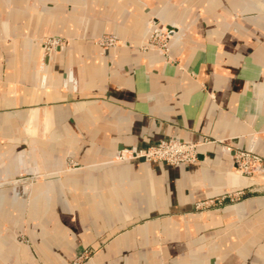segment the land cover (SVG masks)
Segmentation results:
<instances>
[{
	"label": "crops",
	"instance_id": "0c3cea01",
	"mask_svg": "<svg viewBox=\"0 0 264 264\" xmlns=\"http://www.w3.org/2000/svg\"><path fill=\"white\" fill-rule=\"evenodd\" d=\"M205 137L187 167L112 160ZM235 149L264 159V0H0V264H264V195L192 210L264 182Z\"/></svg>",
	"mask_w": 264,
	"mask_h": 264
},
{
	"label": "rangeland",
	"instance_id": "374dc122",
	"mask_svg": "<svg viewBox=\"0 0 264 264\" xmlns=\"http://www.w3.org/2000/svg\"><path fill=\"white\" fill-rule=\"evenodd\" d=\"M153 27H158V29H160L162 31L161 32L155 31L153 34L149 31L147 37L145 38L142 45L140 46V49L141 50H151L148 47L143 45L145 42H148L149 44H153L157 48H161L163 51V54L152 49L153 51L158 52L165 59H167V58L172 59L171 60L172 64H174V63L178 64L177 60L170 56L169 40H168V37L166 35V32L163 29H161L159 26H152L151 28H153ZM151 31H153V29ZM54 37H58L61 40V42L63 43V47L66 46L69 42L66 37L47 35L41 39V47H42V44L45 43V41H49V39H50V41H52L51 39ZM93 41L97 45H99L102 48V50H107V49H104V47L110 48V47L117 46V45L123 43L116 35H113V34L99 35V36L95 37L93 39ZM98 42H100L101 45ZM166 43L168 45L167 46L168 50L165 49L164 44H166ZM44 53L47 54L48 51L46 53V51H43V49H42V58H43ZM22 131H24V133H26V131L24 129H22ZM210 139H212V138H206L205 137L201 141L187 142V143L206 142ZM164 140H168V139H164ZM164 140H160L158 143H160L161 141H164ZM212 140H213V142H220V140H214V139H212ZM209 143H211V142H209ZM157 144H155V145H157ZM204 144H207V143H204ZM155 145L147 146L146 149H149ZM201 145H203V144H201ZM201 145H199L196 149L197 154H196L195 161L197 160L198 148ZM247 155H249V156H247ZM112 160L116 161V162L129 161V160H118L117 158H114V157ZM195 161H193L192 163L184 164V165H171V166L187 167V166L193 164ZM158 162H162V163H165L167 165H170L169 163H167L166 161H163V160H157V161H154L152 163H158ZM263 166H264V159L261 158L259 155H257L255 152H253L251 149H247V150L235 149V150H233V166H232V169L234 171H236L238 174H240L242 176H251L255 173L264 174ZM38 177H40V176H37V175L36 176H30L29 179L31 181L33 179H37ZM18 180L20 183L21 179H18ZM8 182H13V181L9 180ZM5 183L6 182L2 181L0 183V185H3ZM256 195H264V182L260 183V184H257V183L253 184L252 186H249L247 188H244V189H241V190H238L235 192H230V193H227L224 195L215 196L213 198H208V199L196 201L192 205V210L195 212L208 211V210H211L214 208H219V207L223 206L224 204H227V203L232 204V203H235L241 199L247 198L249 196H256ZM21 240L26 241V238L24 236H21ZM97 252H98L97 248L84 247V248L80 249L70 260H68L66 262V264H86L89 260H91L94 257V255Z\"/></svg>",
	"mask_w": 264,
	"mask_h": 264
},
{
	"label": "built area",
	"instance_id": "2783aa9c",
	"mask_svg": "<svg viewBox=\"0 0 264 264\" xmlns=\"http://www.w3.org/2000/svg\"><path fill=\"white\" fill-rule=\"evenodd\" d=\"M152 29L153 31H151ZM155 31L161 32L162 30L158 29V27H153L150 29V32L152 34ZM51 40L52 41H50L49 39V41H45V43L42 44L43 51H46V53L48 51L47 54L44 53L43 59L47 58V56L52 54L53 52H58L63 47V43L58 37H54ZM98 43L101 45L100 42ZM143 45L151 50L153 49L163 54L162 49L155 47L153 44H149L148 42H145ZM164 45H165V49L168 50L167 43ZM104 49L107 48L104 47ZM164 60L166 63L172 64L171 61L172 59L164 58ZM209 142H213V140L210 139L206 142L187 143L177 138H170L168 140L161 141L160 143L149 149L124 148L116 152L114 158H117L118 160L142 159L147 162L163 160L169 163L170 165H184L195 161L197 154L196 149L199 145Z\"/></svg>",
	"mask_w": 264,
	"mask_h": 264
},
{
	"label": "water",
	"instance_id": "95a60500",
	"mask_svg": "<svg viewBox=\"0 0 264 264\" xmlns=\"http://www.w3.org/2000/svg\"><path fill=\"white\" fill-rule=\"evenodd\" d=\"M263 168H264V166H263Z\"/></svg>",
	"mask_w": 264,
	"mask_h": 264
}]
</instances>
